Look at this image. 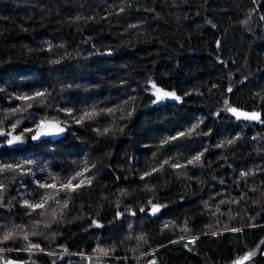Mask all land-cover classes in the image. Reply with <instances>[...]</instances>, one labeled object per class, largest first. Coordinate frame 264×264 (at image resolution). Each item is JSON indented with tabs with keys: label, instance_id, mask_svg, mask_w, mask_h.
Masks as SVG:
<instances>
[{
	"label": "trees",
	"instance_id": "obj_1",
	"mask_svg": "<svg viewBox=\"0 0 264 264\" xmlns=\"http://www.w3.org/2000/svg\"><path fill=\"white\" fill-rule=\"evenodd\" d=\"M121 2L0 0V88L6 89L0 92V109L7 111L23 104L9 100L12 93L31 94L43 86L52 94L48 101L51 107L33 103L27 111L8 117L9 122L21 120L18 132L32 127L33 120L45 115L63 120L64 114L55 110L56 105L81 108L106 100L101 106L113 107L129 95L136 96V103L141 105L130 123L121 122L128 123L127 136L102 139L92 131L98 125L72 124L58 140L36 143L29 134L25 144L0 149V160L5 162L36 160L31 167L37 178L46 177L49 172L61 177L72 174L78 168L73 161L84 159V153L88 154L89 167L96 165L91 169L96 174L92 187L71 194L63 222L52 223L50 228L41 226L37 236L30 234L32 225L38 220L51 222V211L57 206L50 201L51 207L44 210L43 217L39 215L42 210L25 215L28 210L21 206L23 200L35 202L45 190L37 189L31 176L13 179V173L6 174L8 191L4 202L7 205L11 201L13 207L11 212L7 206L0 208V224L8 228L27 225L31 243L39 244L45 252L64 255L57 264H148L150 259L157 264H232L264 240V125L229 120L228 114L217 119L209 113L222 108L224 99L244 110L264 112V99L255 95L264 93V20L260 19L264 16V0H131V6L123 13L102 18L108 10L116 12L113 5ZM76 15L96 16V20L70 22L69 18ZM130 24L137 27L129 28ZM86 40L88 43H84ZM92 45L101 51L111 46L114 55L89 56ZM61 58V64L49 63ZM149 76L160 86L172 85L168 90L192 94L185 98L182 107L168 102L167 107L145 108L143 105L150 104L151 97L142 90L141 82ZM68 84L72 87L61 91V86ZM230 84L234 92L226 93ZM193 114L207 117L206 127L201 125V130L211 128L213 136L202 141L196 137L197 143L158 154L157 160L177 151L190 156L193 149L201 151L211 145L205 153L204 166L187 169L192 180L175 175L177 170L166 167L163 174L148 178L149 186L155 187L146 191L145 181L139 176L155 149H145L143 145L187 127L188 117ZM236 136L241 138L234 145L214 147L221 140ZM109 151L113 153L111 158L105 156ZM126 153L134 159L129 160ZM242 171L251 174L241 178ZM116 176L120 180L116 181ZM221 179L223 184L219 183ZM121 190L128 194L121 196ZM64 198L61 194V201ZM148 200L167 204L158 214L159 219L138 211ZM205 201L209 204L207 209ZM125 208L137 215L114 219L115 213ZM93 218L103 227L89 228ZM185 219L188 232L181 231ZM170 220L175 225L164 229L162 222ZM230 228L243 230H225ZM211 232L222 234L203 235ZM141 235L145 241L137 240ZM182 235L183 241L170 243ZM192 236L199 239L184 247ZM25 244L20 238L0 243V248L13 249L0 253V257L51 264L53 258L44 253L16 251ZM59 245L67 247L68 253H63ZM98 246L109 249L110 254L97 262L93 249ZM80 252L91 257V261L74 255ZM245 264H264V255L257 252Z\"/></svg>",
	"mask_w": 264,
	"mask_h": 264
},
{
	"label": "snow or ice",
	"instance_id": "obj_2",
	"mask_svg": "<svg viewBox=\"0 0 264 264\" xmlns=\"http://www.w3.org/2000/svg\"><path fill=\"white\" fill-rule=\"evenodd\" d=\"M131 6V0H122L120 5H113V8H116L117 11L113 12L112 10H108V15L102 17L103 19H107L108 16L119 13H123L126 7ZM252 11H256V9H252ZM70 22H78V21H95L96 16H89L84 17L82 15H76L74 17H70ZM261 20H264V16L260 17ZM208 23H211L209 21ZM242 23H247V21H242ZM215 27V25H212ZM129 28H136L137 25L130 24ZM127 31V29H125ZM91 38H89L90 40ZM47 43V42H46ZM84 43H88V40L84 41ZM63 47V45H59ZM217 46H219V41H217ZM53 46L49 44V49ZM93 51L89 52V56H113L114 49L111 46H105L104 50L101 51L96 48L95 45H92ZM71 55V54H68ZM79 55V53H77ZM62 59L51 60L49 63L51 64H61ZM87 59V57H85ZM223 63V61H221ZM247 79V77L245 78ZM125 81H121V84H124ZM142 85L143 91L149 92L151 97V103L145 104L143 107L145 108H152L153 106L159 107H167L168 102H171L178 106H183L186 103L185 98L190 96L192 93L190 91L184 92L182 95L178 94L176 90H168L171 89L172 85H165L160 86L152 77H148L143 80ZM243 83V81H241ZM72 85H62L61 91H64L66 88H71ZM79 87V86H77ZM215 87V86H214ZM135 91V89H133ZM226 93H233L234 88L230 84L226 88ZM0 92H6L5 88H0ZM51 92L47 87H41L36 91L32 92L31 94L22 93L20 95H16L15 93L9 94V100L15 99L22 101L23 104L21 106H17L15 108L8 109L7 111L0 109V149L4 148L5 146H12V145H20L26 143V138L30 134V138L32 141H39L40 143H44L45 140L43 138L46 137H57L62 136L64 133L67 132L69 127L72 124L80 125L84 127L85 125L96 124L97 127L92 128V131L95 133L97 137L102 139H116L118 136H127L130 135L126 132L128 128V123L132 121L133 116L136 114L138 109L141 105L136 103L137 97L129 95L127 99H124L121 103L114 105L113 107H102L101 105L106 103L105 101H94L91 104H85L84 107L76 108V107H62L60 105H56L55 110L58 113L64 114V119L61 120L58 116L49 117L45 115L41 117L39 120L32 121V127L23 128L21 131H17L19 125L21 124L20 119H16L15 122H9L8 117L14 116L18 112L27 111L33 107V103L38 105H43L45 108H49L52 105L48 102L49 98L51 97ZM223 95V94H222ZM255 95L260 96L264 99V93H256ZM107 99V98H106ZM116 113H120L119 116ZM225 114H228V119H235L236 121H243L249 123H259L260 125H264V112L260 110H244L242 107H236L232 103H230L229 99L223 100V107L218 109L215 113H209V116L214 115L217 119H221ZM207 117L201 116L197 117L195 114L188 117V126L180 129H175V134L165 135L162 136L158 142L145 144L143 147L145 149H155L152 151L150 161L146 162V168L142 171L139 176L141 181H145L144 189L146 191H152L155 186H149L148 178L152 177L155 174H163L165 168H170L173 170H177L174 174L175 175H184L187 176V169L191 167H203L205 162V153L209 151V147L211 145L203 147V150L196 151L193 149L192 151L194 154L190 156H185L183 152H175L173 155H168L162 161L157 160L158 154H164L166 152H171L173 149H178L180 147L188 148L192 144L197 143L196 137H199L201 141L203 138L213 136V130L209 128L207 131L201 130V125H205ZM107 121V124H102L101 121ZM122 121H127L128 123L121 124ZM8 124L6 127L5 125ZM79 139V137H77ZM241 137L236 136L232 138L223 139L220 142L216 143L214 147L216 148H226L229 145H234L237 140ZM258 137H253V139H257ZM51 143V141H49ZM109 147L111 145H108ZM264 147V145H262ZM14 150V149H13ZM113 153L111 151L106 152L105 156L111 158ZM126 156L129 160L134 159V157L129 156L126 153ZM183 160L184 163L180 161ZM158 163V166H157ZM207 163H211L208 161ZM36 164V160L32 158H27L23 160H16L15 162H5L4 160H0V208L7 206L9 208V212L13 207L11 201H8L7 205H5V196L4 193L8 191L7 185L4 183V179L6 178V174L13 173V179L15 176H31L32 183L35 184L37 189L45 190L42 195H40L39 200L35 202H31L28 199H24L22 203V207L27 209L24 214L27 216L32 215L33 213L37 212V210H42L39 212L40 216H46L47 208L51 207V203H54L57 207L53 208L51 211V222H42L40 220L36 221L32 228L34 229L31 231L32 236L40 235V228L43 226L44 228H50L52 223H62L63 222V213L64 210L68 209L69 204L71 202V194L77 193L79 194L81 189L84 188H91L93 185V181L96 178V174L91 171L92 168H95V164H91V168L89 167L90 160L88 158V154L84 153V159L81 161H73V164L78 165V168L73 169V173L64 177H61L59 174H53L51 172L48 173L46 177H36V173L32 169V165ZM111 165H108V168H111ZM137 172L141 170L136 169ZM249 171H242L240 172V177L244 178L250 175ZM189 180H192L194 177L187 176ZM196 179H199L196 177ZM115 180H120L119 176L115 177ZM220 184H223L224 181L221 179L219 181ZM23 183H21V187H23ZM64 194V199L61 201L60 196ZM128 193L126 190H121L120 195L126 196ZM22 195V194H21ZM219 195V193H217ZM243 199V197H241ZM15 199V198H13ZM181 199H184L181 196ZM235 202V201H234ZM220 203H224L221 201ZM209 204L207 201L204 202V208L207 209ZM167 208V204H161L154 202L153 200H148L145 206L139 207L138 211L140 213H144L145 215H150L159 219L158 214H162V210ZM130 215L135 217L137 215L136 211H133L131 208H125L123 211H117L115 213L114 219H120ZM259 215V213H258ZM187 219L184 221V226L181 228V231L188 232L189 228L187 227ZM173 225H175V221H164L162 222V227L164 229H169ZM103 225L100 223L98 219L93 218L91 223L89 224V228H102ZM129 229L132 228V225H128ZM209 228L211 226H208ZM250 227H257V225H250ZM28 228L27 225H12L11 228H8L7 225L0 224V233H2V239H0V243H4L10 240H16L17 238L22 239L26 242L25 247L23 249H16V251H23L28 253H44L49 257H52L51 264H57V261H63L64 255L58 254L56 251L52 252H45V249L41 248L39 244L31 243L29 239V231L26 229ZM7 229V230H5ZM226 231L231 232H241L242 228H230L225 229ZM23 233L21 236L20 234ZM216 236L217 232L211 233H203V235ZM53 239L55 235L53 234ZM185 237L182 235L180 236L179 240L170 241V243H179L183 241ZM199 239L197 236H192L187 243L184 244V247H188L189 244H195L196 241ZM138 241H145V236L141 235L137 237ZM264 240L261 241L257 248L252 251L246 252L244 255L236 258L232 261V264H245L247 261H251L253 257L257 255V252H261L264 255ZM59 247L63 250V253H68L67 247L64 245H59ZM161 247H165L161 245ZM11 252L13 249H4L0 248V253L2 252ZM155 252V250H153ZM93 252L96 253V260L97 262L103 258L109 256V249L103 247H97L93 249ZM74 255H79L82 260L91 261V257L85 256L83 252L74 253ZM147 255V253H145ZM0 264H27L24 261H13V260H4L3 257H0ZM31 264H35L34 261ZM148 264H157L156 260H149Z\"/></svg>",
	"mask_w": 264,
	"mask_h": 264
},
{
	"label": "water",
	"instance_id": "obj_3",
	"mask_svg": "<svg viewBox=\"0 0 264 264\" xmlns=\"http://www.w3.org/2000/svg\"><path fill=\"white\" fill-rule=\"evenodd\" d=\"M65 135V133L62 135V136H64ZM62 136H57V137H46V138H43L44 140L45 139H49V140H58L60 137H62ZM32 141V140H31ZM32 142H39V141H32Z\"/></svg>",
	"mask_w": 264,
	"mask_h": 264
},
{
	"label": "rangeland",
	"instance_id": "obj_4",
	"mask_svg": "<svg viewBox=\"0 0 264 264\" xmlns=\"http://www.w3.org/2000/svg\"><path fill=\"white\" fill-rule=\"evenodd\" d=\"M27 264H30V262H27ZM67 264H78L77 262L67 263Z\"/></svg>",
	"mask_w": 264,
	"mask_h": 264
}]
</instances>
